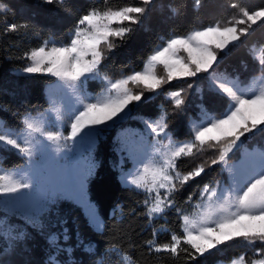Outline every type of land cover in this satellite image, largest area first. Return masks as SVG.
Returning <instances> with one entry per match:
<instances>
[{
  "label": "snow or ice",
  "instance_id": "6c2138e0",
  "mask_svg": "<svg viewBox=\"0 0 264 264\" xmlns=\"http://www.w3.org/2000/svg\"><path fill=\"white\" fill-rule=\"evenodd\" d=\"M41 3L55 4L70 19L66 35L28 21H8L12 9L0 0V39H11L9 33L19 40L36 39L29 47L12 43L2 49L9 59L17 52L14 58L22 62L17 74L50 79L44 89L47 107L20 111L0 105L18 121L0 118V156L14 150L21 161L4 167L0 160V210L7 214L0 217L5 242L0 264H39L3 259L16 250L31 251L29 229L46 239L43 264H141L133 259L137 247L161 264H203L200 257L234 247L238 251L230 264H264V42L249 49L259 55L245 73L221 67L234 49L247 45L254 26L264 27V5L221 0L216 18L204 23L196 15L190 27H169L166 34L158 33L140 67L110 72L111 51L138 30H148L154 11L166 9L168 20L187 22L203 0L159 5L157 0H89L78 7L67 0ZM93 82L98 92L89 90ZM161 96L169 107L140 111ZM175 115L183 116L182 128L169 127ZM130 120L142 127L123 128ZM116 128L121 131L112 148L120 184L141 195L127 214L141 221L140 232H149L141 244L134 229L120 227L122 202L102 214L87 197L98 166L96 146ZM189 158L191 167H185ZM209 172L215 175L205 180ZM189 182L196 189L181 198ZM62 199L86 209L89 226L106 241L103 246L85 242L78 227L75 246L67 245L71 237L58 207ZM9 215L21 223L10 222ZM57 225L59 232L53 231ZM162 234L164 241L158 239ZM74 247L89 258H73Z\"/></svg>",
  "mask_w": 264,
  "mask_h": 264
},
{
  "label": "trees",
  "instance_id": "16d2710c",
  "mask_svg": "<svg viewBox=\"0 0 264 264\" xmlns=\"http://www.w3.org/2000/svg\"><path fill=\"white\" fill-rule=\"evenodd\" d=\"M67 2L80 6L88 3L89 0H67ZM97 4H102L103 0H95ZM110 3L125 2V0H109ZM131 2V0H128ZM139 2V0H135ZM169 0H157V4H167ZM191 4V0H187ZM12 11L7 13V19L10 22L16 21H28L30 23L39 25L45 30L51 29L58 36L66 35L70 19L65 15L63 11H60L55 4L45 5L41 3V0H7ZM221 0H203L199 13L189 14V19L185 21L168 20L167 10L161 11L159 8L152 13L151 19L147 23V29H140L135 32L130 39L121 44L120 47L111 51L110 60V72L123 71L127 72L130 69L138 68L141 66V61L148 49L157 42V35L166 34L169 27L178 25L181 30L190 27L192 23H195V16L198 15L200 21L207 23L216 18L220 14L219 4ZM245 3L251 8H256L264 5V0H245ZM3 24L0 23V28ZM255 32L248 39L246 46H241L238 49H234L224 60L222 68L227 67L231 72L235 69L237 72L245 73L247 69H250L254 64V54L249 51L250 48L261 47V42H264V27L259 25L254 26ZM43 34V33H42ZM11 39H0V105H6L13 110L22 111L24 107L30 108H44L47 107L46 96L44 94L45 87L50 83V79L46 77L32 78L28 75L17 74L18 69L22 62L15 59L17 52L13 51L12 59H9L2 50L6 45L16 43L19 48H25L35 45L36 39L25 38L23 40L17 39L16 34H8ZM54 79V78H53ZM173 85L179 82L173 80L170 82ZM168 87V85H165ZM6 89L7 92L3 91ZM95 83L90 84L89 90H97ZM174 90V89H173ZM14 93V94H12ZM148 95V93H146ZM189 98L191 99V91L189 92ZM21 100L25 103L21 105ZM164 104L165 107H169L165 97L161 96L151 102L150 106L142 108L140 111H154L157 105ZM35 114V113H33ZM0 118L6 120L9 124H17L18 121L12 115L11 111H0ZM184 118L181 115H175L171 120L170 128H182ZM127 126L142 127L138 121L130 120L123 124V128ZM120 129V128H119ZM113 130L107 139L102 140L97 147V159L99 164L95 175L90 178L88 182V195L90 201H92L101 213H105L109 210L111 205L115 201L123 203L125 208V216L120 227L134 229L133 237L137 241V244H141L144 238L149 235L148 230L140 232L141 221L134 219L127 214V209L132 204L133 200L141 198V195L125 189L121 186L119 180V170L114 167L116 163L117 154L113 151L112 145L115 141L116 133L119 131ZM179 135V133H177ZM2 151V149H0ZM6 156H1L4 167H10L13 164L20 163V158L15 152L8 151ZM6 157V158H5ZM185 167H191V158L185 164ZM215 173L209 172V176L205 177V180L210 178ZM198 180L200 178H197ZM191 187L185 185V188L181 190V198H186L188 192L195 191V182H189ZM62 211L69 213L67 226L69 230L70 239L67 241V245L75 246V230L78 227L85 242L93 240L98 243L99 246H103L106 242L104 237H100L94 233L93 229L89 226L87 217L83 210L77 205L69 202L62 201L60 205ZM7 215L0 210V217ZM8 220L12 223H21L17 217L8 216ZM172 220V216L169 217ZM32 233V238L27 241L30 252L20 253L19 250L13 252L11 257H3V259H12L13 261H23L28 259L33 262H39L43 264L45 260V252L48 249V244L44 236L37 234L32 229H29ZM139 233V235H136ZM166 235L162 234L158 239L164 241ZM4 240L0 238V247L4 246ZM64 243V242H63ZM238 251V247L224 248L223 251L217 252L213 250L212 254H206L205 257L199 259L203 261V264H218L220 261H230L235 258V254ZM73 258L76 260H87L88 254L82 251V248H75L73 251ZM139 258L141 264H161V261L154 255L147 253L145 248L137 247L134 250L133 259Z\"/></svg>",
  "mask_w": 264,
  "mask_h": 264
},
{
  "label": "rangeland",
  "instance_id": "374dc122",
  "mask_svg": "<svg viewBox=\"0 0 264 264\" xmlns=\"http://www.w3.org/2000/svg\"><path fill=\"white\" fill-rule=\"evenodd\" d=\"M254 55H255V56H258L259 53L256 52ZM22 75H27V74H22ZM90 91H93V90H90ZM95 91L98 92V91H99V88H98L97 90H95ZM125 128L136 129V128H140V127L127 126V127H125ZM116 129L118 130L119 128H116ZM116 129H111V130H109L108 133H107L104 137L101 138V140L99 141V143H100L102 140L107 139V138L110 136V134L112 133V131H113V130H116ZM120 131H121V129H119V131L116 133L115 139H116V137H117V134H118ZM99 143H98V144H99ZM98 144H97V146H96V150H97ZM96 150H95V152H94L93 155H94V157H95V159H96V161H97V165H98V164H99V160L97 159V153H96ZM12 152H14V150H12ZM6 155H7V154H5V153L3 154V156H6ZM0 159H2L1 156H0ZM117 161H118V156H117L116 162H117ZM97 167H98V166H97ZM97 167H96V169H95V173H96ZM125 167H126V168H127V167H130V163L125 164ZM95 173H94V175H95ZM94 175H93V176H94ZM93 176H92V177H93ZM92 177H91V178H92ZM86 192H87V197H88V199H89V195H88V184H87ZM89 200H90V199H89ZM62 201H69V202H71V203L77 205L78 207H80V208L83 210L85 216L87 217L86 209H85L84 207H82L80 204H78V203H76L75 201L70 200V199H62V200L59 201L58 207H59V210H60V215L66 220V223L64 224V227H67V228H68V226H67V220H68V215H69V213H68L67 211H62V209H61V207H60ZM53 231H56V232L61 231V227H60V225H57V226L53 229ZM61 243L63 244V240H61ZM72 257H73V252H72ZM66 258H67V257H66V254L63 253V252L59 255V259L62 260V261L65 260ZM218 264H230V261H220V262H218Z\"/></svg>",
  "mask_w": 264,
  "mask_h": 264
}]
</instances>
